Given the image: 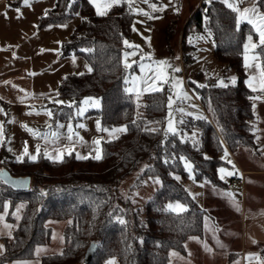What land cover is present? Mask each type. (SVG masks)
Wrapping results in <instances>:
<instances>
[{"label": "trees", "instance_id": "trees-1", "mask_svg": "<svg viewBox=\"0 0 264 264\" xmlns=\"http://www.w3.org/2000/svg\"><path fill=\"white\" fill-rule=\"evenodd\" d=\"M9 2L17 7L22 0ZM256 2L264 10V0ZM76 13L87 19L81 17L69 38L60 44L61 56L81 55L93 71L67 74L58 86L59 97L77 102L86 96L98 97L100 107L87 113L97 115L103 127L127 125L128 131L110 142L102 140L104 155L99 161L91 156L78 160L73 153L65 155L63 163H53L42 154L36 162L25 159L21 163L8 156L4 147L0 148V169L6 168L14 177H30V185L24 191H14L0 180V210L4 201H9L6 217L13 224L11 237L4 239L0 264L34 257L36 246L50 241V219L66 222L62 231L64 255L59 254L61 251L43 254L40 264H103L110 257H115L117 264H168L170 251L182 254L190 236L202 235L205 217L204 210L187 195L182 183L169 175L173 172L181 180L186 178L178 157L184 155L192 161L196 179L222 186L216 170L225 162L220 160L223 150L218 142L223 140L224 147L232 151L239 146L255 149L249 99L254 93L244 83L243 68V44L252 32L251 25L242 21L237 29L235 13L220 0L202 2L184 25L182 50L189 26L197 31L206 27L211 32L214 58L225 65L223 70L227 67L237 77L236 83L227 87L197 88L208 118L185 120L187 129H199V143L194 146L190 141L181 143L179 135L169 134L165 139L166 91L143 95L140 116L133 97L124 91L127 70L122 64V39L130 38L134 19L128 4L113 6L106 16H98L88 0H54L37 26L61 24ZM84 48L95 50L87 53L81 51ZM209 100L214 111H209ZM49 108L54 120L72 117L73 108L68 106L52 103ZM146 127L157 131H143ZM205 154L209 159H205ZM164 157H168V163L163 162ZM143 161L151 167L141 175L159 176L162 184L143 205L133 206L120 194L118 185ZM41 189L46 195H39ZM176 200L188 205L186 212L164 210L167 203ZM21 203L24 207L17 220L11 213ZM117 216H122L126 225H121ZM91 243L97 247L86 262L84 254Z\"/></svg>", "mask_w": 264, "mask_h": 264}, {"label": "crops", "instance_id": "crops-1", "mask_svg": "<svg viewBox=\"0 0 264 264\" xmlns=\"http://www.w3.org/2000/svg\"><path fill=\"white\" fill-rule=\"evenodd\" d=\"M9 1L0 0V8L3 10L9 9L11 6ZM204 1L179 0V4H177L179 8L177 33L179 35L184 23L187 22L190 16ZM53 5L54 0H46L45 4L35 3L31 5L30 7L32 12L34 11V14L31 12L29 17L32 16V18L34 17L39 20ZM21 6L22 3L18 8ZM243 6L249 5L244 4ZM164 17L175 18L176 14L173 12L166 13ZM10 27L9 25H6L4 28L0 27V97H2L0 99V108L4 109L3 112H0V123H3L5 132V141L0 143V148L4 147L8 156L15 157L23 151L25 144H27L30 152H34L36 144L43 143L39 138L33 137L21 127V122L26 123L33 129H39L42 132L48 130V124L53 125V130H55L54 125L57 120H54L53 117L50 119L42 109H50L49 104H52L53 100L59 97L56 96V93L60 82L67 74L74 72H71V68H69L68 57L70 55L61 56L59 44L55 47V49H59V55L55 51V54H52L50 58L41 51V49L46 50L47 47L44 43L43 35H40L35 40H27V37L19 31L21 37L14 39L10 37L12 34ZM47 28L40 29L38 27L37 32L40 33V31H45ZM157 45L164 46L165 43L162 41ZM14 52L16 54L15 56H13ZM30 72H34L36 75H29ZM4 81H10V83L6 84ZM13 85H17V87H13ZM21 89L25 91H21ZM26 92L32 93L33 95H26ZM41 93L45 95L40 96ZM257 93H254L253 96H256ZM49 97L52 99H49ZM21 98H23V102H21ZM253 104H255V113L252 107L254 116L251 123L252 128L256 129V131H253L256 145L255 149L247 146H239L232 151L227 148L230 158L233 160L238 171L245 172L242 176L244 188L239 189L230 182V186H228L223 181L222 186H216L217 192L220 189H224L234 194L240 206V210L236 212V218L229 219L225 217L222 210L217 216V213L214 211L217 205L214 206V204H209V202H207V208L204 206L201 207L205 212V216L211 218V223L219 227L220 231L216 233V236L222 241L224 247L218 246L213 239V233L209 232L210 234L208 235V232L205 231V227L203 226V233L199 236V241L189 240V238L186 240L185 244H187V249H185L184 253H179V257H184V259H180L177 256H169L172 264H234V262H238V264H259L256 260L245 259L248 253H258L264 258V100H252V106ZM30 111L31 114L29 115L28 113ZM85 115H88V113H85ZM72 118L73 121L78 120L77 123L82 121L81 118ZM58 121L65 125L63 131L66 134L68 118ZM81 136L83 137V135ZM257 137H259L258 140ZM62 143H67V140L63 137ZM9 147L14 151H8ZM83 147V144H77V151L82 155H86L82 151ZM73 153L75 154V152ZM224 162L225 166H229L226 161ZM234 176L230 177V181ZM212 186V183H205V200L208 198L209 192H213ZM214 212L215 216H213ZM0 213H5L4 206L3 210H0ZM6 215L7 212L4 215V220L0 221V244L3 245L4 239L9 237L7 235L9 229H6L4 224L13 225L7 219ZM233 224L235 228H233ZM207 240L210 241L209 248L212 249L211 252L205 251L204 247L201 246V243ZM253 240L256 243H253ZM41 256L42 254L39 257L35 255L32 258L15 259L5 264H12L13 261L36 262L37 260L40 264ZM110 258L106 259L103 264ZM115 264H117L116 259Z\"/></svg>", "mask_w": 264, "mask_h": 264}, {"label": "snow or ice", "instance_id": "snow-or-ice-1", "mask_svg": "<svg viewBox=\"0 0 264 264\" xmlns=\"http://www.w3.org/2000/svg\"><path fill=\"white\" fill-rule=\"evenodd\" d=\"M71 2V0H70ZM88 2L95 7L96 14L98 16H106L109 12V10L113 6H118L122 3H127L128 7L131 12L133 13H139L145 16L147 19L156 20L160 19L159 16L154 15V13L157 12H163L166 8L172 7L171 4H164V3H154L151 2V0H143V3L148 5V10H145L142 7H133V4L135 3V0H88ZM221 2L230 9L233 13H235V25L237 29L240 28L241 22L246 21L249 25H251L252 32L249 33L246 37V40L243 44V60H244V68L245 71L253 70L252 74L248 76V78L244 81L245 85L252 91H264V10H262V6L256 2V0H221ZM22 3L24 5H29L30 0H22ZM244 4H248L249 6H243ZM173 11H179L178 7H172ZM16 12L19 14L20 9L17 8ZM79 15V13H76ZM6 15V13H5ZM45 15H47V12H45ZM82 19H87L86 17H82ZM140 23H143V21H140ZM53 25L49 24L48 28H52ZM58 27L64 28L67 27V24H61L58 25ZM132 30L135 32L137 31L135 24H133ZM207 35H200L196 37V39H204L206 40L209 35H211L210 30H206ZM253 34H255L258 37V41H254ZM35 35V33H33ZM150 39L149 37H145V40L147 41ZM192 37H189V43H192ZM57 44L60 43V41H56ZM122 43L125 46V50L123 51V60L122 63L124 64L125 69L132 68L133 64L136 63L135 60L129 62L128 58L135 56L137 51L139 50V45L130 42L128 39L123 38ZM94 48H84L81 51L87 52V53H93ZM41 51H45V49H41ZM52 51H56L57 55H59V49H53ZM252 53L249 55V53ZM15 52L13 53V56H15ZM151 53H147L146 56L140 57V71L141 76H132L131 78V87H125L124 91L126 93H133L135 92L137 94V100H139L140 96L143 93H162L165 90V85L168 86L169 95L167 97V116H166V127L164 128V135L165 139L168 138L169 134L172 136H180V142L186 143L187 142V134H181L180 130L177 128V121L175 120L174 113L176 111H179L181 114H185V109L183 107H176V104L178 102H184L189 101L190 97L187 91H185L184 88V81L181 77L178 75H174V73H178L180 69L178 67L173 66L167 59H160V60H153L150 64H145L144 60L146 57L150 58ZM176 59H179L177 57ZM73 62H75V57L73 56ZM84 67L87 69L88 72L93 71V67L89 65L88 63H85ZM145 69L148 71L146 72ZM171 70L173 75H169V72L167 70ZM79 75H83V73H78ZM29 75H36L34 72H30ZM229 83L235 84L237 81V77L232 76L228 78ZM4 83H10V81H4ZM125 84H129L128 76H125ZM218 87H227L228 85L224 83L223 78L217 77L216 85ZM13 87H17V85H13ZM198 87L203 88L206 87L205 84H199ZM21 91H25L24 89H21ZM26 95H33L32 93H27ZM44 93H41L40 96H44ZM56 96H59V92L56 93ZM199 98V97H197ZM2 99V97H0ZM49 99H52L49 97ZM249 99L255 101L260 100L261 97L259 95L251 96ZM21 102H23V98H21ZM53 103L58 105H67L69 108H73L74 106L79 104L78 108H76L75 115L77 117L82 116L88 108H99L100 107V101L95 97H84L82 100L77 102L76 100H70V101H64L61 99H54ZM140 105L137 104V107ZM147 105H145L146 107ZM193 108H196V105H192ZM253 110L255 113V104H253ZM43 112L51 119L53 117V112L50 109L43 108ZM4 109L0 108V112H3ZM209 111H214L211 105V101L209 100ZM31 114V111L28 113ZM39 114V113H37ZM189 116H193L194 119L199 120H207V117L204 116L202 113L199 114H193L191 112L186 113ZM14 122V121H13ZM183 120H180L179 123H183ZM133 124L136 123L135 120L132 121ZM152 123H158V122H152ZM21 127H23L27 132H29L33 137L39 138L43 143H37L35 146V151L30 152L27 144H25L23 151H21L19 154L15 156V159L17 162L23 163L25 159L28 161L36 162L38 158L43 155V157L47 158L48 160L52 161L53 163H63L65 155L71 156L73 152H75L76 159L78 160H86L91 156L94 160H102L103 159V149L101 147V142L103 140V137H97L92 141V144L94 145V155L90 152L88 155H82L79 151H77V144H83L84 138L80 135L78 131H76V128H84V124H73V118L69 116L67 127H66V134L63 131L65 128V125L61 124L58 120L55 122L53 130V125L48 124L46 131H40L39 129H33L29 127L26 123L21 122ZM96 127L97 130L102 133H108V141H112L114 139H118L119 133H126L128 131L127 125H121L119 127H112L107 128L103 127L101 125V121L99 119L96 120ZM143 131L146 132H156V128H144ZM221 131L223 129L221 128ZM252 131H256V129H252ZM193 138V145L196 146L199 143V140L196 139V134L193 132L192 134ZM62 137L67 140L66 144L62 143ZM10 139V138H9ZM259 137H257V140ZM5 141V132H4V126L3 123H0V143H3ZM220 147L223 150V155L220 156V160L226 161L228 165H231V169L221 166L217 169V173L219 175L220 180H226L228 177L234 176V175H240L238 169L236 168V165L234 164L233 160L230 158V154L228 152L227 147H224V141L220 140L219 142ZM8 151L12 152L14 151L11 147L8 148ZM180 161L183 162L185 171L189 174V179L194 178L195 168L192 164V161L184 156L180 155L178 157ZM205 159H209L207 155L205 154ZM164 163H168V157L163 158ZM151 165L145 164L141 169L140 172H144L146 169L150 168ZM0 175H7V173L0 169ZM169 175L173 176L175 180L180 181L181 177L179 175H176L173 172H170ZM149 179L154 180L157 184H162V181L159 176L155 177H149ZM6 183H10L13 187H20V188H27L29 186V181L27 177H19L15 179H7L5 180ZM141 183H146V181H141ZM205 183H211V181L205 180ZM213 192H217V188L215 185L212 186ZM185 192L188 196H190L193 200H195L198 196L201 195V193H193L188 188H185ZM138 194V193H137ZM218 194L222 197H227L229 204L236 210H240L239 202L235 199L234 194L231 191H227L224 189H220L218 191ZM40 196L46 195V192L44 189L40 190L39 193ZM127 199L128 197L125 196ZM4 209L5 213H0V221L4 220V215L7 212V209L9 207V201H4ZM24 207V204H18L16 206V211L12 212L11 215L16 217L17 220L20 219V216L18 215L19 210ZM188 205L181 203L179 200H176L174 203L169 202L164 206L165 211H171L174 213H184L187 211ZM95 211V209H94ZM206 211V210H205ZM111 215V213H110ZM116 220L119 221L121 225H126V221L122 216H117ZM204 227L205 231L212 232L213 233V239L215 240L216 244L220 247H224L222 241L219 240L218 236H216V233L220 231L219 227L215 226L211 223V218L209 216L204 217ZM72 222L69 221V224ZM4 227L6 229H9L7 235L11 237V229L13 225L11 224H4ZM56 238V233L53 232V239ZM60 240L63 243L64 237L61 235ZM189 240H196L199 241V237L196 236H190ZM253 243H256L255 240L252 241ZM185 249H187V244L184 245ZM203 247L205 251L211 252L212 249L209 248L208 244L206 242H203ZM4 252V245L0 244V255H2ZM46 252V248L41 245H37L35 249V254L37 257H39L42 253ZM60 255H64L63 251L59 253ZM191 255V253H189ZM169 256H177L179 257V253L175 251H170ZM180 259H184V257H179ZM247 260H256L259 262V264H264V258H262L258 253H248L245 257ZM12 264H39V261L36 262L33 261H13ZM105 264H115V257L110 258L105 262ZM169 264H172V260H169ZM234 264H238V262H234Z\"/></svg>", "mask_w": 264, "mask_h": 264}, {"label": "rangeland", "instance_id": "rangeland-1", "mask_svg": "<svg viewBox=\"0 0 264 264\" xmlns=\"http://www.w3.org/2000/svg\"><path fill=\"white\" fill-rule=\"evenodd\" d=\"M203 1V0H202ZM210 0H205L204 2H209ZM221 1V0H220ZM151 2L160 4H171L172 7H177V4H179V0H151ZM22 3V2H21ZM45 4L46 0H30L29 5H24L22 3V6L19 8L20 13L18 14L16 12V9L19 7H15L11 5L9 9L3 10L0 8V27L4 28L6 25L11 26L10 29L12 30V34L10 37L12 38H18L21 37L19 35V31L21 34L26 36L27 40H35L37 37H40V35H43L44 43L47 45L45 53L50 58L52 57V54H55V51H52L55 49L56 41L64 42L66 41L74 28L79 24L81 20V15L75 14L72 18H70L68 21L61 23V24H67V27L61 28L58 27V25L61 24H51L53 25L52 28H47L45 31H40V33L37 32V21L38 19L29 17L31 15L32 9L31 5L33 4ZM35 6V5H34ZM33 7V6H32ZM95 13V7L92 6ZM133 7H142L145 10H148V5L143 3V0H135V3L133 4ZM172 7L170 9L166 8L163 12H157L154 13V15H157L160 17L156 20L147 19L145 16L139 13H134V19L131 26V35L128 39L130 42H133L137 45H139V50L137 51L135 56L129 57V62L135 60L136 63L133 64L132 68L127 69V75L129 79V84H125V87H131V78L132 76H141L140 71V57L146 56L147 53H151V57H146L144 60L145 64H150L153 60H160V59H167L173 66L178 67L180 71L178 73H174V75H178L181 77L184 81V88L185 91L188 92L190 100L184 101V102H178L176 104V107H183L185 109V114H181L179 111H176L174 113L175 120L177 121V128L180 130L181 134H187V141H190L193 143L192 133L195 132L196 139L199 137V129L197 127H193L191 129H187L184 127V122L187 119H194L193 116H189L186 113H193V114H199L202 113L204 116L208 118L206 109L204 108V105L202 103V100L200 98V94L197 91L199 84H205L206 86L210 85H216L217 77L223 78L225 84H231L229 83L228 78L235 76L236 74L231 70L225 67L226 69L223 70L224 66L220 62H218L214 56H213V48L214 44L211 39V35L208 36L206 40L204 39H196V37L200 35H207L206 30H208L206 27H204L201 31L195 30L194 26H189L185 32L184 36V49L181 48V42H182V33L183 28L180 30V35L177 33L178 31V20H179V11H173ZM175 13V18H166L164 17L166 13ZM6 13V15H5ZM34 14V11L32 12ZM164 17V18H162ZM140 21H143V23H140ZM186 23V22H185ZM184 23V25H185ZM133 24H135V27L137 31H133L132 27ZM48 27L45 26L43 28ZM40 28V29H43ZM252 29V28H251ZM35 33V35H33ZM179 35V36H178ZM248 35V34H247ZM145 37H149L147 41L145 40ZM177 37V40H176ZM189 37H192V43H189ZM247 37V36H246ZM254 41H258V37L256 35H253ZM246 40V38H245ZM164 41V46L157 45L159 42ZM176 41V42H175ZM245 42V41H244ZM59 43V45H60ZM157 43V44H156ZM178 43V44H177ZM179 45V46H178ZM178 46V49H177ZM125 50V49H124ZM167 53V54H166ZM252 53L250 52L249 55ZM73 56L75 57V62H73ZM179 57V59H176ZM69 59V68H71V72L74 73H85L88 72L87 69L84 67L85 63H88L85 58L81 55H70L68 57ZM122 60H123V53H122ZM244 62V60H243ZM89 64V63H88ZM123 64V63H122ZM124 66V64H123ZM244 68V63H243ZM147 72L148 70L145 69ZM169 72V75H173L171 70H167ZM245 71V68H244ZM253 70L245 71L246 73V79L250 74H252ZM167 97L169 95L168 86L165 85V90ZM257 93V92H253ZM136 104V114L140 116L142 114V97L146 93H143L139 100H137V94L135 92L129 93ZM167 97H166V105H167ZM199 97V98H197ZM97 98L99 101L100 99ZM58 99L64 100V101H70L73 100L72 98H62L58 97ZM137 104L140 106L137 107ZM196 105V108H193L192 105ZM64 106H67L66 104ZM79 104L77 106H74L72 109V117L81 118L82 121L77 123L78 120L73 121V124H84V128H76L75 130L80 133V135H83L84 143H83V153L88 155L90 152L92 155H94V145L92 144V141L97 137H103V140H108V133H102L97 130L96 127V120L99 119L97 115L94 114H88V110L92 109H98V108H88L86 112L82 115L77 117L75 115L76 108H78ZM166 116H167V107H166ZM166 118V117H165ZM180 120H183V123H179ZM196 120V119H194ZM167 121L165 119V125L166 127ZM150 126L153 127L152 123H150ZM180 137V136H179ZM223 155V153L220 154V156ZM148 164L146 161H143L139 167L129 176H127L125 179H123L119 185L118 190L121 195L124 197L127 196L128 200L133 206H141L145 203V201L151 196V194L155 191V189L160 185L154 182V180L149 179V175H141L143 172H140V169L145 165ZM182 166L183 162L181 161ZM224 167H227L231 169L229 166L221 165ZM219 166V167H221ZM218 167V168H219ZM217 168V169H218ZM187 172V171H186ZM217 174V170H216ZM154 177V176H151ZM217 177L219 178V175L217 174ZM141 181H146V183H141ZM205 180H198L195 177L193 179H189V174L187 172V176L184 179H180V182L182 183L184 189L188 188L193 193H201L200 196H198L194 201L198 205V207H206L207 202L209 204L217 205L216 210H214L217 213V216L220 214V211H223V215L229 219H235L237 216V211L228 203L227 197H222L218 194V192H209L208 198L205 200ZM223 182H226L228 186H230V177H228L226 180H221ZM134 183H136L134 185ZM229 191V190H227ZM138 193V194H137ZM175 202V201H174ZM173 202V203H174ZM220 207V208H219ZM207 208V207H206ZM215 212L213 213V216H215ZM65 221L62 220H47V225L51 228V238L50 241L47 244L41 245L46 248V252L43 254H49V253H58L61 251L63 247V243L60 240V236L62 235V230L65 225ZM233 228H235L233 224ZM53 232L56 233V238L53 239ZM210 233L208 232V235ZM208 246H210V241H205ZM201 246L203 247V243H201Z\"/></svg>", "mask_w": 264, "mask_h": 264}, {"label": "water", "instance_id": "water-1", "mask_svg": "<svg viewBox=\"0 0 264 264\" xmlns=\"http://www.w3.org/2000/svg\"><path fill=\"white\" fill-rule=\"evenodd\" d=\"M2 169L7 173V175H6V176H5V175H0V180H1L6 186H8L10 189H12V190H14V191H24V190L28 189L29 186H28L27 188L13 187L10 183H6L5 180H7V179H9V178H11V179H15V178H19V177H27V178H28V181H29V185H30V177H29V176H18V177H14V176H12V175L9 173V171H8L6 168H2ZM96 247H97V245H96L95 243H91V244L87 247V249H86V251H85V254H84V259H85L86 262L91 258V256L93 255V253H94Z\"/></svg>", "mask_w": 264, "mask_h": 264}, {"label": "built area", "instance_id": "built-area-1", "mask_svg": "<svg viewBox=\"0 0 264 264\" xmlns=\"http://www.w3.org/2000/svg\"><path fill=\"white\" fill-rule=\"evenodd\" d=\"M257 95H259L261 97V99L264 100V91H259L257 93ZM239 173H240V175L232 177L230 183L233 186H237L239 189H243L244 188V183H243L242 176L244 175L245 172L244 171H240Z\"/></svg>", "mask_w": 264, "mask_h": 264}]
</instances>
